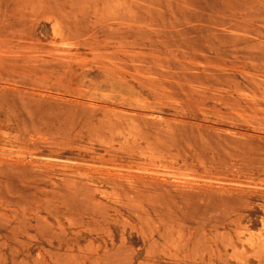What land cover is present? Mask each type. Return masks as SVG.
<instances>
[{"label": "rangeland", "instance_id": "rangeland-1", "mask_svg": "<svg viewBox=\"0 0 264 264\" xmlns=\"http://www.w3.org/2000/svg\"><path fill=\"white\" fill-rule=\"evenodd\" d=\"M0 264H264V0H0Z\"/></svg>", "mask_w": 264, "mask_h": 264}, {"label": "bare ground", "instance_id": "bare-ground-1", "mask_svg": "<svg viewBox=\"0 0 264 264\" xmlns=\"http://www.w3.org/2000/svg\"><path fill=\"white\" fill-rule=\"evenodd\" d=\"M251 234V233H250ZM260 238V237H259ZM258 253V252H257ZM263 253V252H262Z\"/></svg>", "mask_w": 264, "mask_h": 264}]
</instances>
